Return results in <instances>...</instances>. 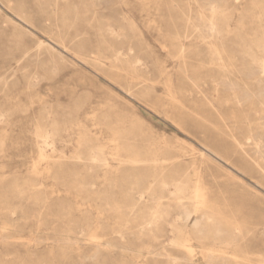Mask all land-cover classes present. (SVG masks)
I'll list each match as a JSON object with an SVG mask.
<instances>
[{
    "label": "rangeland",
    "instance_id": "obj_1",
    "mask_svg": "<svg viewBox=\"0 0 264 264\" xmlns=\"http://www.w3.org/2000/svg\"><path fill=\"white\" fill-rule=\"evenodd\" d=\"M263 54L264 0H0V264L264 263Z\"/></svg>",
    "mask_w": 264,
    "mask_h": 264
},
{
    "label": "bare ground",
    "instance_id": "obj_2",
    "mask_svg": "<svg viewBox=\"0 0 264 264\" xmlns=\"http://www.w3.org/2000/svg\"><path fill=\"white\" fill-rule=\"evenodd\" d=\"M3 1V0H2ZM8 1V0H7ZM6 4V3H5ZM10 4V3H9ZM6 5H8V4H6ZM8 7L10 8L11 6H9L8 5ZM43 8V7H42ZM219 11V10H218ZM216 15V14H215ZM222 16V15H221ZM65 18V17H64ZM218 18V17H217ZM67 19V18H66ZM66 24H68L67 22H65ZM214 25H215V23H214ZM206 32V31H205ZM105 35V34H104ZM114 35V34H113ZM216 35H217V33H216ZM225 35V34H224ZM226 36V35H225ZM217 37H219V36H217ZM222 37H224V36H222ZM246 39H248V38H246ZM42 43V42H41ZM62 44V43H61ZM152 44V43H151ZM39 45H41V44H39ZM42 45H44V43H42ZM41 45V46H42ZM45 46V45H44ZM62 46H63V44H62ZM67 46H69V45H67ZM47 47V46H46ZM49 49V48H48ZM49 50H51V49H49ZM183 50V49H182ZM212 50L213 51H215V49H213L212 48ZM255 51V50H254ZM22 52V51H21ZM69 52V51H68ZM246 52V51H245ZM54 53V52H53ZM166 53V52H165ZM166 55V54H165ZM264 55V54H263ZM81 56V55H80ZM86 56V55H85ZM101 56V55H100ZM109 56H111V55H109ZM217 56V55H216ZM90 57V56H89ZM97 58V57H96ZM114 58H115V62L116 61H119L120 60V57H118L116 54H114ZM113 58V59H114ZM220 58V57H219ZM83 59V58H82ZM102 59V58H101ZM162 59V58H161ZM94 60V59H93ZM99 60V59H98ZM139 62V61H138ZM136 63H137V60H136ZM136 63H134V66L135 67H137L136 66ZM262 64V63H261ZM214 65V64H213ZM250 65V64H249ZM259 65H260V63H259ZM250 67V66H249ZM253 67H254V65H253ZM251 68V67H250ZM255 68H257V67H255ZM134 69V68H133ZM246 69V68H245ZM130 70V69H129ZM134 71V70H133ZM250 71V70H249ZM26 73V72H25ZM134 73V72H133ZM249 73V72H248ZM126 75V74H125ZM228 76V75H227ZM132 77V76H131ZM129 78V77H128ZM132 79V78H131ZM136 81V80H135ZM139 81V80H138ZM131 82V81H130ZM164 82V81H163ZM124 83V82H123ZM138 83V82H137ZM142 83L140 82V83H138L137 85H141ZM115 86V85H114ZM128 87V86H127ZM133 89V86H131V85H129V89H127V90H129V91H131ZM148 90H151V92L153 91V89L150 87V88H148ZM253 96V95H252ZM260 101H262V100H260ZM236 102H237V100H236ZM260 104V103H259ZM262 107V106H261ZM264 107H262V109H263ZM245 119V118H244ZM246 120V119H245ZM115 134V133H114ZM115 137H116V135H115ZM251 137V136H250ZM50 138V137H49ZM115 139H117V137L115 138ZM232 139H234V138H232ZM112 141V140H111ZM116 141V140H115ZM232 143L234 142V141H231ZM99 144V143H98ZM117 144V143H116ZM233 144H235V143H233ZM255 145V144H254ZM47 146V145H46ZM50 146V145H49ZM116 146V145H115ZM114 146V147H115ZM238 146V145H237ZM48 147V146H47ZM113 147V148H114ZM116 148H117V146H116ZM238 148V147H237ZM243 148V147H242ZM43 149V148H42ZM245 149V148H244ZM55 150V149H54ZM242 150V149H241ZM246 150V149H245ZM105 151V150H104ZM113 151V150H112ZM106 152V151H105ZM116 152V151H115ZM113 153V152H112ZM243 153V152H242ZM68 154V153H67ZM114 154V153H113ZM113 154L111 155V156H113ZM117 154V153H116ZM149 154V153H148ZM156 154V153H155ZM245 154V153H244ZM252 154V153H251ZM128 155V154H127ZM202 156V155H201ZM116 158H117V156H115ZM158 157V156H157ZM210 158V157H209ZM247 158V157H246ZM126 160V159H125ZM159 160V159H158ZM158 160L157 159H154V160H150L148 163L149 164H151V166H156L157 164H158ZM127 161V160H126ZM134 161V160H133ZM161 162V161H160ZM196 162V161H195ZM122 163V162H121ZM131 163V162H130ZM162 163V162H161ZM160 163V164H161ZM120 164V163H119ZM163 164V163H162ZM161 164V165H162ZM103 165V164H102ZM107 165V164H106ZM122 165V164H121ZM135 165V164H134ZM144 165V164H143ZM138 166V165H137ZM145 166V165H144ZM143 166V167H144ZM147 166V165H146ZM100 167V166H99ZM101 167H103V166H101ZM142 167V166H141ZM149 167V166H148ZM162 168V167H161ZM106 169H107V167H106ZM121 169H122V167H121ZM103 170V169H102ZM113 170V169H112ZM159 170V169H158ZM109 171V170H108ZM161 171V170H160ZM111 173V172H110ZM264 174V173H263ZM102 175H103V173H102ZM151 175V174H150ZM159 175V174H158ZM115 176V175H114ZM185 178V177H184ZM199 178V177H198ZM197 178V179H198ZM150 181V180H149ZM157 181V180H156ZM184 181V180H183ZM92 183V182H91ZM192 183V182H191ZM240 183V182H239ZM91 185V184H90ZM114 185V184H113ZM177 185V184H176ZM194 186H197V185H194ZM148 187H151V186H148ZM114 188V187H113ZM81 189V188H80ZM150 189V188H149ZM203 189V188H202ZM135 190H136V188H135ZM116 191V190H115ZM107 192V191H106ZM149 192V191H148ZM200 192H201V189H200V187H197L196 188V198L197 199H199V197H200ZM148 194V193H147ZM186 194V193H185ZM203 194V193H202ZM201 194V195H202ZM183 197V196H182ZM190 197V196H189ZM142 198V197H141ZM180 198V197H179ZM195 198V199H196ZM139 199V198H138ZM145 199H146V196H145ZM186 200V199H185ZM142 201V200H141ZM187 202V201H186ZM196 202H198V200L196 201ZM203 202V201H202ZM167 203V202H166ZM177 203V202H176ZM175 203V204H176ZM136 204H138L139 205V203H136ZM154 204V203H153ZM186 204V203H185ZM190 204V203H189ZM200 204H201V202H200ZM115 206V205H114ZM189 206V205H188ZM200 206V205H199ZM202 206V205H201ZM117 207V206H116ZM197 207H198V205H197ZM137 208V207H136ZM188 208H191V206L190 207H188ZM118 209V208H117ZM199 209H201V208H199ZM131 210V209H130ZM192 210V209H191ZM191 210H190V212H191ZM115 212V211H114ZM156 212V211H155ZM193 212V211H192ZM186 213H188V212H186ZM193 214V213H192ZM164 215V214H163ZM195 215H196V213H195ZM205 215V214H204ZM139 216V215H138ZM192 216V215H191ZM184 217V216H183ZM186 217V216H185ZM187 217H189V215L187 216ZM209 217V216H208ZM153 218V217H152ZM180 218V217H179ZM189 218H191V217H189ZM189 218H187V219H189ZM184 220H185V218H183ZM204 219V218H203ZM206 219V218H205ZM199 220V219H198ZM202 220V219H201ZM212 220V219H211ZM152 221V220H151ZM214 221V220H213ZM210 222V221H209ZM185 223H186V220H185ZM187 223H189V222H187ZM203 223V222H202ZM144 224V223H143ZM197 224H198V222H197ZM196 224V225H197ZM200 224V223H199ZM199 224H198V227H200L199 226ZM204 224V223H203ZM183 225H184V223H183ZM190 225V224H189ZM217 225V224H216ZM215 225V226H216ZM194 226V225H193ZM93 227V226H92ZM100 227V226H99ZM151 227H152V225H151ZM182 227V226H181ZM195 227V226H194ZM198 227H196V228H198ZM219 227V226H218ZM218 227H216V228H218ZM4 228V227H3ZM148 228V227H147ZM190 228V227H189ZM193 228V227H192ZM5 229V228H4ZM141 229V228H140ZM194 229V228H193ZM7 230V229H6ZM142 230V229H141ZM199 230V229H198ZM194 231H195V229H194ZM215 231V230H214ZM116 233V232H115ZM228 233V232H227ZM227 233H225V234H227ZM91 234V233H90ZM219 234V233H218ZM237 235H239V234H237ZM92 237V236H91ZM93 237H95V236H93ZM93 237H92V239H93ZM68 239V238H67ZM95 240V239H94ZM189 240V239H188ZM97 243V242H96ZM72 244V243H71ZM102 245V244H101ZM107 245V244H106ZM109 245V244H108ZM96 246H98L97 244H96ZM119 246V245H118ZM99 247V246H98ZM101 247V246H100ZM110 247V246H109ZM113 248V247H112ZM179 248V247H178ZM187 248H188V250H189V253L190 254H192L193 252L191 251V248L187 245ZM116 249V248H115ZM163 249V248H162ZM227 249V248H226ZM135 253V252H134ZM162 253H163V251H162ZM215 253H216V251H212V252H210V255H215ZM158 254H159V252H158ZM194 254V253H193ZM96 255H97V253H96ZM216 256L217 257H219V259L220 258H222V259H228L229 261H231V262H234V264H237L238 262H240L241 261V259H242V257H239L238 255H236V254H232L231 253V255H229L228 254V252H226L225 250H219L218 251V255L216 254ZM215 256V257H216ZM216 257V258H217ZM247 257V256H246ZM133 258V257H132ZM250 258V257H249ZM135 259V258H134ZM228 261V262H229ZM246 261H248V262H251V261H249L248 259H246ZM140 262V261H139ZM215 263V262H214ZM216 264V263H215ZM222 264V263H221ZM261 264H264V263H261Z\"/></svg>",
    "mask_w": 264,
    "mask_h": 264
}]
</instances>
